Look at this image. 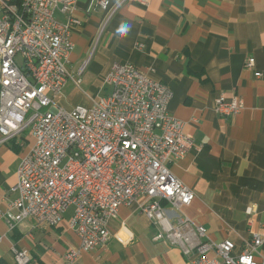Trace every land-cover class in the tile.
Wrapping results in <instances>:
<instances>
[{
  "label": "crops",
  "instance_id": "0c3cea01",
  "mask_svg": "<svg viewBox=\"0 0 264 264\" xmlns=\"http://www.w3.org/2000/svg\"><path fill=\"white\" fill-rule=\"evenodd\" d=\"M90 1L77 2L82 25L72 31L68 66L75 79L90 73L100 83L97 96L92 92L87 99L73 90L81 82L71 80L58 104L91 106L100 88L107 90L104 81L115 63L131 62L162 81L173 92L170 115L184 123L194 144L185 158L170 164L196 194L182 212L206 227L214 242L230 239L240 249L255 234L264 236V0H109L110 11H88ZM251 57L255 66L248 69ZM221 94L240 96L241 112L218 114ZM28 129L0 144V210L13 198L9 188L34 143ZM71 215L70 209L56 227L26 220L13 231L0 218V258L16 264L17 246L28 251V264H60L80 245ZM109 229L108 244L83 252L78 264H185L178 246L154 239L158 227L141 213L139 201L122 206ZM255 259L264 264V243Z\"/></svg>",
  "mask_w": 264,
  "mask_h": 264
},
{
  "label": "built area",
  "instance_id": "2783aa9c",
  "mask_svg": "<svg viewBox=\"0 0 264 264\" xmlns=\"http://www.w3.org/2000/svg\"><path fill=\"white\" fill-rule=\"evenodd\" d=\"M77 2L0 0V144L27 128L34 139L0 218L9 231L26 220L56 227L71 209L69 225L80 245L60 264H78L83 252L108 244L109 223L120 208L139 201L141 213L158 227L154 239L178 246L185 264H258L264 236L255 234L240 249L230 239L214 242L206 227L182 212L196 194L170 164L194 144L184 123L168 111V85L131 62L115 63L104 81L108 95L91 106L58 104L71 80L81 82L68 66L72 31L82 25ZM97 9L110 11V1L91 0L88 11ZM245 66L253 69L255 58ZM243 107L238 95L221 94L215 102L224 117ZM166 204L175 221L165 219ZM12 253L16 264L30 261L27 250L13 246Z\"/></svg>",
  "mask_w": 264,
  "mask_h": 264
},
{
  "label": "rangeland",
  "instance_id": "374dc122",
  "mask_svg": "<svg viewBox=\"0 0 264 264\" xmlns=\"http://www.w3.org/2000/svg\"><path fill=\"white\" fill-rule=\"evenodd\" d=\"M82 79L83 80L81 81V84L80 85H75L74 84L75 86H74L73 90L74 91L77 90L78 92H82L83 95L87 99H88V97H90L89 94L91 95L92 92H94L93 96H97L98 89L96 88V85L97 84H100V83L94 82V80L91 79L90 73L85 74V76H83ZM104 87H107V90H104L103 88H100V92H99L100 96H105L109 91H111V87L109 85H107V84L104 83ZM68 92H66L65 94H66V97L67 98H70L71 95ZM26 133H29L30 134L31 133V130L28 129L26 131Z\"/></svg>",
  "mask_w": 264,
  "mask_h": 264
},
{
  "label": "bare ground",
  "instance_id": "6f19581e",
  "mask_svg": "<svg viewBox=\"0 0 264 264\" xmlns=\"http://www.w3.org/2000/svg\"><path fill=\"white\" fill-rule=\"evenodd\" d=\"M164 217L166 220H173V216L170 215L168 209H164Z\"/></svg>",
  "mask_w": 264,
  "mask_h": 264
},
{
  "label": "trees",
  "instance_id": "16d2710c",
  "mask_svg": "<svg viewBox=\"0 0 264 264\" xmlns=\"http://www.w3.org/2000/svg\"><path fill=\"white\" fill-rule=\"evenodd\" d=\"M0 264H10V263L4 258H0Z\"/></svg>",
  "mask_w": 264,
  "mask_h": 264
}]
</instances>
